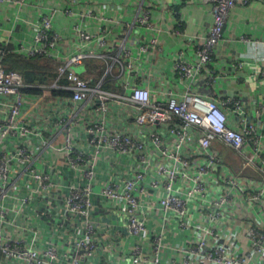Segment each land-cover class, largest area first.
<instances>
[{
	"label": "built area",
	"instance_id": "obj_1",
	"mask_svg": "<svg viewBox=\"0 0 264 264\" xmlns=\"http://www.w3.org/2000/svg\"><path fill=\"white\" fill-rule=\"evenodd\" d=\"M203 2L211 6L214 23L193 56L181 52L177 57L175 70L181 88H174L167 81L160 83L158 78L152 77V70L140 61V57L159 48V35L144 40L137 52L125 49L112 57L119 67H109L106 83H114L115 89L72 72L74 66L84 65L86 58L92 55L88 50L91 43L101 47L107 37L91 34L74 24L73 33L80 48L72 55L62 56V37L55 30L56 10L41 16V21L35 24L34 43L22 51L31 57L62 60L59 73L67 80L65 83L28 84L22 73L6 69L0 56V254L7 260L4 264H56L58 260L55 246L43 251L29 246L23 230L9 223L6 205L18 185L11 179L13 165L30 163L34 158L25 140L12 152L7 151L6 140L13 135L22 139L36 135L24 116V107L40 100L38 95L27 92L54 88L70 94L60 106L70 110L71 115L69 118L59 115L52 119L55 122H50L49 126H66L65 145L50 148L64 151L72 166L83 167L88 181L83 186L72 187L65 199L69 213L85 219L83 231L76 239L80 255L96 264L93 257L101 249V243L97 223L91 219L93 182L99 155L115 153L131 156L136 162L134 172L129 177L103 184L101 195L124 205L128 234L138 241L149 233L144 198L148 199L147 204L154 214L163 215L161 226L150 231V246L147 247L146 241L137 242L132 253L136 263L264 264L263 135L257 124L241 118L244 109L240 101L230 103L235 120L238 118V122H233L218 100L208 99L196 91L200 82L208 86L213 83L209 66L223 40L230 11L251 0ZM66 14L76 19L79 12L67 8ZM151 15L152 11L143 12L136 23L157 31ZM50 107L46 113L52 115L56 110L52 104ZM68 120L70 125L84 127L87 134L84 145L79 147L73 139L71 126L66 125ZM36 136L44 140L42 133ZM215 141L236 151L243 169L254 170L260 179L238 176L219 151L214 150ZM28 170L44 188L54 183L49 173L31 167ZM182 181L189 183V188L181 190ZM158 191L163 194L155 196ZM31 199L25 197L22 201L28 204ZM194 202H197V220L191 215ZM9 224L14 235L8 233ZM175 226L179 235L190 240L194 233L195 240L183 249H172L167 261H163L167 229ZM239 234L245 243L238 239ZM72 264H81L80 256L75 257Z\"/></svg>",
	"mask_w": 264,
	"mask_h": 264
},
{
	"label": "crops",
	"instance_id": "obj_2",
	"mask_svg": "<svg viewBox=\"0 0 264 264\" xmlns=\"http://www.w3.org/2000/svg\"><path fill=\"white\" fill-rule=\"evenodd\" d=\"M67 8H74L79 12L76 19L66 14ZM52 10H56L55 30L62 37L60 47L64 57L74 54L80 48L73 33L74 24H79L91 34L106 35L105 45L96 47V43H91L88 50L92 55L86 58L84 65L72 68V72L102 85L106 83L109 67H119L112 57L125 49L137 52L144 40L150 39L152 35H159V48L140 57V61L152 70V77L158 78L160 83L167 81L170 86L181 88L175 70L177 57L181 52L186 56H193L196 47L214 23L211 6L203 0H25L24 3L0 0V56H3V65L6 69H11L5 66V61L14 55L35 63L37 68L31 69L34 76L31 85L67 81L59 73L62 60L35 59L22 51V48L27 49L34 43L35 24L41 21V16ZM145 11H152L150 20L157 26V31L145 29L136 23L137 17ZM76 67H82V71L77 73ZM209 70L213 75L212 85L200 82L196 91L208 99L218 100L233 122H238V118L235 120L234 109L230 103L233 100L240 101L244 109L241 118L259 126L264 145L263 0H251L249 4L237 5L230 11L223 40ZM155 85L157 86L156 83ZM104 86L116 88L114 83H106ZM27 93L38 95L40 101L37 104H26L24 116L36 131V135L43 134L44 140L36 135L26 138L28 140L13 135L6 140L8 152H12L14 147L20 145L18 143L21 140H25L32 148L34 156L30 163L17 162L13 165L11 179L17 181L18 185L13 188L12 197L6 202L8 221L23 230L22 235L30 247L43 251L49 246H55L58 251L56 264H72L73 259L78 256L81 264H92L88 258L80 255L76 247V239L83 231L85 219L69 213L65 200L72 187L88 183L83 167L72 166L64 151L50 148L51 145L56 148L65 145L66 126L63 128L49 125L50 122H55L52 119L56 116L70 117V110L60 106V102L70 94L57 88L51 91L32 89ZM51 104L56 110L52 115L46 113ZM66 125H70V120ZM70 126L75 142L79 147L84 145L87 137L84 127L72 124ZM213 148L219 151L225 163L238 176L260 179V175L254 170L243 169L240 155L226 144L215 141ZM135 165L136 162L129 155L104 153L97 159L91 213V219L97 223L101 243V249L93 257L96 264H138L132 257L137 242L146 241L149 247L150 231L159 228L163 222L162 213L154 214L147 204L148 199L144 198L149 233L137 241L126 230L124 205L101 195L103 184L131 176ZM29 167L38 172L49 173L54 183L49 188H44L30 174ZM189 186L185 181L179 184L181 190ZM161 194L163 193L158 191L155 196ZM25 197H31V202L24 204L22 200ZM196 208L197 202H194L191 215L197 220ZM10 224L8 233L14 235ZM194 236L193 233L190 237L193 240H190L179 235L176 226L171 229L168 227L163 261H167L172 249H183L190 242H194ZM238 239L245 243L241 234ZM176 253L177 251L174 255ZM5 261L6 258L0 254V264Z\"/></svg>",
	"mask_w": 264,
	"mask_h": 264
},
{
	"label": "trees",
	"instance_id": "obj_3",
	"mask_svg": "<svg viewBox=\"0 0 264 264\" xmlns=\"http://www.w3.org/2000/svg\"><path fill=\"white\" fill-rule=\"evenodd\" d=\"M34 58L35 59H42L41 57H34ZM5 66L7 68L16 69V71L20 70V72H23L24 74L23 73L22 74H23V76L25 78V81L28 84L34 82L33 81L34 76L32 74V72H33L32 70L37 68V65L35 63L32 64L31 62H29L27 60H23L19 56L14 55V56H11L9 58V60L5 61ZM11 69H8V70H11ZM67 94H69V93H67Z\"/></svg>",
	"mask_w": 264,
	"mask_h": 264
},
{
	"label": "rangeland",
	"instance_id": "obj_4",
	"mask_svg": "<svg viewBox=\"0 0 264 264\" xmlns=\"http://www.w3.org/2000/svg\"><path fill=\"white\" fill-rule=\"evenodd\" d=\"M75 71H76L77 73H80V72L82 71V67H76Z\"/></svg>",
	"mask_w": 264,
	"mask_h": 264
}]
</instances>
